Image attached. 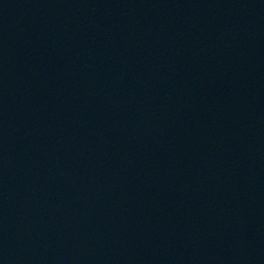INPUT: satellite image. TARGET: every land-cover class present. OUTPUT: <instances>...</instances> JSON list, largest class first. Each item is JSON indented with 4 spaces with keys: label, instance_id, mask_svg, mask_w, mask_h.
<instances>
[{
    "label": "water",
    "instance_id": "1",
    "mask_svg": "<svg viewBox=\"0 0 264 264\" xmlns=\"http://www.w3.org/2000/svg\"><path fill=\"white\" fill-rule=\"evenodd\" d=\"M0 264H264V0H0Z\"/></svg>",
    "mask_w": 264,
    "mask_h": 264
}]
</instances>
